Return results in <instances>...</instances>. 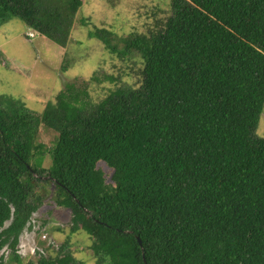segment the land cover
Wrapping results in <instances>:
<instances>
[{
    "label": "trees",
    "instance_id": "trees-1",
    "mask_svg": "<svg viewBox=\"0 0 264 264\" xmlns=\"http://www.w3.org/2000/svg\"><path fill=\"white\" fill-rule=\"evenodd\" d=\"M82 3L0 0V22L18 18L65 48ZM169 4L145 32L88 31L140 57L132 84L92 102L90 81L123 75L94 73L39 113L0 96V249L15 260L49 200L70 211L69 235L25 264H87L69 248L79 230L94 264H264V0ZM40 128L55 133L50 147Z\"/></svg>",
    "mask_w": 264,
    "mask_h": 264
},
{
    "label": "rangeland",
    "instance_id": "rangeland-1",
    "mask_svg": "<svg viewBox=\"0 0 264 264\" xmlns=\"http://www.w3.org/2000/svg\"><path fill=\"white\" fill-rule=\"evenodd\" d=\"M170 0H83L76 13L70 37L65 48L27 27L18 18L0 22V96L19 99L36 113L42 112L53 102L57 92L67 82L75 85L89 79L94 73L123 75L114 82L90 81L88 92L92 102L102 98L109 88L132 84L139 72L138 55L123 59L109 52L101 41L90 38L88 31L107 27L119 35L145 32L153 15L165 16ZM33 33V37L27 33ZM68 63V64H67ZM67 65L66 71L61 66ZM255 134L264 137V109ZM55 133L39 130L40 141L52 145ZM49 163L46 159L45 165ZM32 227L24 228L19 235L17 253L21 262L10 255L6 247L3 264H25L40 253L54 256L56 249L69 235L70 211L45 201L33 213ZM6 223H9L7 221ZM69 248L75 257L87 264H94L95 256L90 247L91 239L82 230L70 234Z\"/></svg>",
    "mask_w": 264,
    "mask_h": 264
},
{
    "label": "water",
    "instance_id": "water-1",
    "mask_svg": "<svg viewBox=\"0 0 264 264\" xmlns=\"http://www.w3.org/2000/svg\"><path fill=\"white\" fill-rule=\"evenodd\" d=\"M137 241L141 245V239L137 236Z\"/></svg>",
    "mask_w": 264,
    "mask_h": 264
},
{
    "label": "built area",
    "instance_id": "built-area-1",
    "mask_svg": "<svg viewBox=\"0 0 264 264\" xmlns=\"http://www.w3.org/2000/svg\"><path fill=\"white\" fill-rule=\"evenodd\" d=\"M28 36L33 37L34 35H33V33L29 32Z\"/></svg>",
    "mask_w": 264,
    "mask_h": 264
},
{
    "label": "clouds",
    "instance_id": "clouds-1",
    "mask_svg": "<svg viewBox=\"0 0 264 264\" xmlns=\"http://www.w3.org/2000/svg\"><path fill=\"white\" fill-rule=\"evenodd\" d=\"M27 35H28V33H27Z\"/></svg>",
    "mask_w": 264,
    "mask_h": 264
},
{
    "label": "crops",
    "instance_id": "crops-1",
    "mask_svg": "<svg viewBox=\"0 0 264 264\" xmlns=\"http://www.w3.org/2000/svg\"><path fill=\"white\" fill-rule=\"evenodd\" d=\"M32 33V32H31Z\"/></svg>",
    "mask_w": 264,
    "mask_h": 264
}]
</instances>
